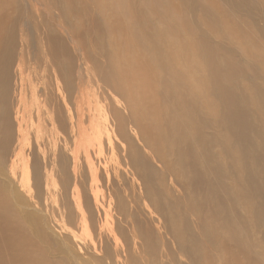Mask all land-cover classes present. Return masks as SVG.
Returning <instances> with one entry per match:
<instances>
[{
	"label": "bare ground",
	"instance_id": "6f19581e",
	"mask_svg": "<svg viewBox=\"0 0 264 264\" xmlns=\"http://www.w3.org/2000/svg\"><path fill=\"white\" fill-rule=\"evenodd\" d=\"M185 10L198 11L197 21ZM238 14L250 20L251 30L242 33L224 23V16ZM258 22L255 29L252 24ZM202 27L216 33L218 45ZM232 28L250 39L258 53L253 57L256 65L238 63L227 41L228 35H235ZM36 45L53 73L65 112L58 105L47 110L50 126H44L54 133L44 128L43 135L34 136L53 142L50 170L56 171L63 194H71L77 211L83 203L87 215L82 210L79 216L85 229L86 220L90 224L94 217V206L92 210L84 192L88 177L85 184L103 213L96 226L98 246L70 229L64 236L55 235L43 212L29 207L30 180L40 192L38 157L26 160L18 182L13 162L7 165L11 147L20 148L26 134L21 108L14 112L9 105L10 70L25 55L34 60ZM258 65L264 66V0H0V264H139V255L118 242L114 255L102 237L106 233L115 240L113 212L119 220L127 219L133 241L142 239L146 226L138 218L140 210L165 227L185 264H264V82L257 86ZM245 77L247 88L237 82ZM91 89L109 105V123L90 116ZM247 89L257 91V105ZM103 133L109 136L108 157L102 155ZM111 137L119 140L118 154ZM134 140L159 168L143 158ZM93 143L98 145L95 161L88 155ZM78 147L86 154L88 176L76 158ZM41 153L48 158L43 149ZM120 169L129 177L130 214L111 182V175L120 180ZM99 170L110 188L106 193L98 190ZM186 212L193 226L188 225ZM73 217L64 206L61 220L69 224ZM188 226L195 232L185 233ZM90 227L94 229L93 224ZM145 242L139 243L141 251Z\"/></svg>",
	"mask_w": 264,
	"mask_h": 264
},
{
	"label": "rangeland",
	"instance_id": "374dc122",
	"mask_svg": "<svg viewBox=\"0 0 264 264\" xmlns=\"http://www.w3.org/2000/svg\"><path fill=\"white\" fill-rule=\"evenodd\" d=\"M186 13H187L189 18L193 17V20L197 21L198 16H199V12L198 11H186ZM249 22H250V20L246 16H244L242 14H238V15H235V16H231V15L230 16L229 15L224 16V23L225 24L229 23L232 26H237L239 31L242 32V33L246 32L248 29L251 30ZM225 24L223 26L226 27ZM252 25H253V27L255 29H257L258 26L261 25V22H258V23L252 24ZM53 30L58 32V28L57 27H53ZM201 30H202L203 33H205L208 36V38L212 42V44H214V45H216V44L218 45L219 44L220 39L218 38L216 33H214L213 31H210L208 28H205V27H202ZM231 31L233 32V34L235 33V35H232V34L228 35L227 41L230 43V46L233 49L234 53L237 54L236 57H237L238 63L240 65H242V66H247L248 63L256 65L257 62L253 61L254 60L253 57L256 56L258 53L256 52L255 48H252V44L249 42L250 39L247 38L244 34L239 36V31H236L233 28L231 29ZM243 43H247L248 46L246 47ZM67 45L69 47L68 48L69 52L71 51V54L76 52L75 49L72 47L71 43H68ZM259 47H260V49H262L261 45ZM244 48H246V49H244ZM246 50H248V51H246ZM35 54H36V57H35L34 60L31 59L27 55L24 56V59H23L22 62H19L16 59L14 64H13V66H12V68H11L13 70H10V74H11L10 75L11 76L10 83L11 84H10V88H9L8 101H9V105H11V107H12L14 112L17 109L16 107H18V108L20 107L21 108L20 114L22 113V115H23V126H24V127L23 126L22 127H23V130H24V134L25 133L26 134L24 135L25 136L24 139L21 137L20 148H19V145H17V144H15L14 147L13 146L11 147L10 151L12 153L10 152V154H9L10 156L9 155L7 156L8 157L7 158V165L9 167L11 162H13L12 169L14 168L13 171H14V173L16 175L15 176L16 180L17 179H21L22 172H23L22 171L23 165L25 164L26 160L28 159V162H29L32 155H35L36 157H38L36 159L38 160V162L41 165L40 192L37 193L36 188L34 187V185H33L31 180H30V183L28 185V187L32 188V189H30L31 196L29 195V193H25V191L23 189H21L22 192L27 194V196L29 195V197L31 198V199L28 200L29 201V203H28L29 207L30 208L39 209L41 212H43V213H41V212L40 213H41L44 221L46 222L47 227L50 230L52 229L51 231L54 232L55 235L64 236V235L67 234L66 230L69 231V229H70L71 231L73 230L74 232H76V234L78 235V237L81 240H84L88 244H92L93 243V244L98 246V244H99V242L101 240L99 238L100 236L98 234V229L97 228L102 223L103 213H102L101 207L96 205V203L94 202V194H93V192L89 189L87 184H85L88 181V177H84V181H85L84 186H86V187H84V192L86 194V197H88V199H87L88 203H89V199H90V206H91L90 208L92 209V206H94L93 207L94 210L92 209L94 211V213L91 210L92 213H93V216H94L92 218V220L94 219V221L92 223V220H91V223L89 224L88 219H87L86 222L88 224V227L85 229V228L81 227L82 225L80 223H82V221L80 219L81 217L79 216V215H81L80 211H82V210H84V211H82V212H84L83 215L86 214V212H85L86 210L83 209L85 207H84V205L82 206L83 203L81 202L82 204L81 203L78 204L81 207L80 210H78L79 211L78 212L77 209H79V208H77V204H75V202L73 201V198H72L71 194L70 193L67 194V195L63 194L61 185L59 183V179H58L57 174H56V171L55 170L54 171L50 170L51 167H52V162H53L52 158L54 156V146L52 145L53 142L47 143L45 141L44 137L41 138V139L36 137V135L38 136L39 134L43 135L44 128H45L44 125L50 126V124H48V122H47L48 118H46V117H48L47 116L48 114H47L46 111L47 110H52L58 105V106H61L63 108V111L65 112V107H63L62 97H61L59 89L57 88V84L55 83V80H53L54 76L51 77V75H53V73H52L51 70L47 69V67L45 66L44 56L40 52V50L38 49L37 45H36V48L34 50V55ZM221 57H222V55L220 56V58ZM42 62H44V63H42ZM257 69H261V70H258L261 73L258 72L259 73L258 74V78L256 79L257 86H262V82H264V75H263L264 74V66L258 65ZM44 73H46L47 75L44 74ZM48 74H49V77H47ZM37 75H39V76H37ZM44 75H46V76H44ZM36 76L38 77V79H37ZM42 77H43V79H42ZM44 78H46V81H44L45 80ZM40 81H42V82L40 83ZM43 82H45V84H49V83L50 84L49 85H45ZM237 82L239 84H243L244 86H246V88L249 86V84H247V83H249V78L248 77L237 78ZM42 85H43V87H42ZM30 86H31V88H30ZM47 87L50 88L49 91H48ZM33 88L35 90H33ZM92 88L96 89L95 84L94 85L92 84ZM93 89H91V95L93 93ZM44 90H46V91L44 92ZM56 91L58 92V94H57ZM245 92L248 95V97H251L253 99L254 105H257L255 103L256 102V98L255 97L257 96V91L256 90H252V89H247ZM45 93H46V95H45ZM91 95H89V100L92 102V103L90 102V105H91L90 116L92 118H94L95 120L98 119V120L104 121L106 123H109V119H108L109 118V114H110L109 105L106 102H104L103 100L97 98V95L95 93H94V95H92V96ZM90 97H91V99L93 101L90 99ZM33 99H34V101H33ZM35 99L37 101H35ZM46 99H48V100H46ZM18 101H19V103L21 102V104H23L25 102V104H23V106H22L21 104L18 103ZM31 101H33V102L31 103ZM41 101H43V102H41ZM47 101H49V102L47 103ZM58 101L60 102L59 104H58ZM49 103H50V105H49ZM31 104H32V106L33 105L35 106V107L33 106V109L30 108V107H32ZM112 104H115V103L113 102ZM17 105H19V106H17ZM26 105H28V106H26ZM43 106L45 107L44 109L42 108ZM23 107H25V108H23ZM35 108H37V109L34 110ZM24 109H26V110H24ZM42 110H43V112H42ZM25 111L27 113H25ZM33 111H35V112H33ZM14 112H13V114H14V118L13 119H15V115H16V113H14ZM13 114H12V117H13ZM38 115L41 117V118L39 117L40 118L39 120H38ZM104 116H106V120H103ZM14 123H15V127H16L17 126L16 125L17 122H14ZM42 123H43V125H41ZM261 123L264 125V123L262 121H261ZM103 124L105 125V123H103ZM37 125H38V127H37ZM47 126H46L45 129L49 128L50 130L49 129L47 130L48 133L50 132V133L53 134L54 133L53 132L54 131L53 128L47 127ZM36 128L39 129V130H37ZM126 128H128V126H126ZM128 133L130 134V136L132 138H134L133 131L130 128L128 130ZM34 134H36V135L34 136ZM103 134H102V138H103V142H102V153L103 154L102 155L104 157H108L109 152H110V146L107 144L109 136L106 137L105 135H107V134H104V135ZM52 138L55 140V137H52ZM112 138H114V137H111V140H112V142L115 145L114 146V152L116 154H118V153L121 152L120 151V147H119V144H120L119 140L116 143L117 139L116 138L112 139ZM25 139H26V141H25ZM29 143H31V144H29ZM135 143H137L138 148H140V151L143 153V158L148 159L151 162V165L153 167H156V169L159 168V164H157V162L154 160V158L151 157V155L147 151V149L142 147V144L139 141H135ZM97 147H98V145L96 143H93L91 146H89V149H88V155L90 156V158L93 159V161H95L94 158H98V156H97V149L98 148ZM50 148H52V149H50ZM42 149L46 152L45 155H47V154L49 155V156L47 155V157H48L47 159L43 158V155H41L42 154L41 153ZM76 149H77L76 150L77 151L76 158H79V162L81 163L80 165L82 167V171L84 170V172H85L86 171V169H85V156H86V154L84 153L82 148L78 147ZM14 151H15L16 154L13 153ZM18 156H20V159H19ZM103 156H100V158H103ZM69 159H71L70 155H69V158H66V160L68 161ZM47 160H48V162H47ZM71 174H72V171H71V169L69 167L68 168V176L71 179L70 180V182H71L70 186L72 187L73 186V175H71ZM100 175L102 176V181H100L101 184L99 183L100 186L98 187V190L99 191H103L104 193H106L107 191L110 190V188L104 182L103 172L102 171H100ZM84 176H88L86 174V172L84 173ZM119 176L120 177L118 179H120L119 180L120 182L115 178V176L111 175V182L115 186L114 190L115 191H116V189L118 190L120 198L125 202V211L127 210L126 213L130 214L132 212V209L130 208V205L132 204L131 200H130V196H132V193H130L131 189H130V186H129V180H128L129 177L125 178V175H124V173L122 172L121 169H120V172H119ZM122 177H124L123 180L121 179ZM85 178H87V179H85ZM18 181L19 180H17V182ZM122 181H124L125 183L122 182ZM167 182H168V184L170 183L168 180H167ZM18 185H19V183H18ZM88 185H89V183H88ZM129 194H131V195H129ZM91 202H92V204H91ZM62 203H64V205ZM64 206L70 208L74 212V216L75 217H73L74 219H72L71 223H69V224H67L66 222L62 221L61 218H60V212H61V210L63 209ZM132 206H133V204H132ZM104 208H106V206H104ZM64 211L67 212V210H64ZM75 211L78 212L79 214L76 213ZM137 215H138L139 220L142 222V225L146 226V228H144V230L146 231V234L142 237V239H139V238L135 237V239H134L135 241H133L134 233H132L130 224L128 223L127 219L126 220H124V219L123 220H119V219H121V217L119 215H117L116 213L112 212L111 220H112V229L114 230L113 233L116 235L115 236V240L113 242L112 237L107 236V234L104 233V232L103 233H104L105 236L102 237L103 238V242L104 243L107 242L106 245L108 244L107 246H108V248H110L111 252L114 254V252H115L114 243L118 242L119 246L120 247L122 246V248H124L125 251H126V248H127L128 251L130 252V254H132L134 256L135 255H139L138 256L140 258L139 259V261H140L139 264H155V263H157V264L160 263L161 264L163 262L165 264H182V261H184V264H185L186 260L184 258H178L180 256V254H179V251L177 249L176 242L169 235V233L166 232L167 230L165 231V227H159V225L156 222V219H153V218L151 219L149 217L148 213H146L145 210L138 211ZM45 217H46V219H45ZM186 217H187V221L189 222L188 225L189 226H193V222H192L193 218H190V216L187 214V212H186ZM91 224H93L94 229H93V227H90ZM96 226H98V227H96ZM189 226L185 230V233L195 232L194 228H191ZM104 240H106V242ZM142 242H145L144 243L145 244L144 251H141V249H140L141 246H140L139 243H142ZM142 245H143V243H142ZM133 252L134 253L136 252V253L134 254ZM113 254H112V256L115 255V254L114 255ZM123 255H124V253H123ZM178 259H181L182 261L178 260Z\"/></svg>",
	"mask_w": 264,
	"mask_h": 264
}]
</instances>
